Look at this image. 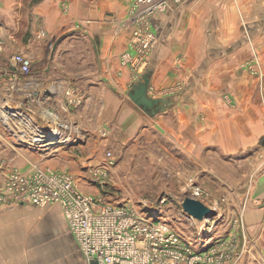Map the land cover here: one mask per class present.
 Masks as SVG:
<instances>
[{
	"label": "crops",
	"instance_id": "0c3cea01",
	"mask_svg": "<svg viewBox=\"0 0 264 264\" xmlns=\"http://www.w3.org/2000/svg\"><path fill=\"white\" fill-rule=\"evenodd\" d=\"M128 10L127 0H0V119L6 99L16 108L10 109L12 126L0 123V180L11 167L32 173L51 166L44 157L35 168L21 155L32 150L6 145L29 142L19 128L29 123L19 121L35 104L48 120L55 116L42 118L51 128L48 154L58 150L54 145L75 142L71 150L82 147L85 164L98 165L104 140L170 142L177 171L194 176L201 163L198 178L212 193H226L221 169L235 174L234 206L246 196L243 256L252 263L264 259V0H180L151 18L157 40L142 74L150 72L149 96L166 100L154 116L128 97L142 76L134 80L127 61L134 57ZM252 47L262 77L239 67ZM15 54L31 60L29 74L12 62ZM70 87L81 94L77 105L66 95ZM73 177L83 190L82 175ZM0 264L87 263L59 204L8 200L0 203Z\"/></svg>",
	"mask_w": 264,
	"mask_h": 264
},
{
	"label": "rangeland",
	"instance_id": "374dc122",
	"mask_svg": "<svg viewBox=\"0 0 264 264\" xmlns=\"http://www.w3.org/2000/svg\"><path fill=\"white\" fill-rule=\"evenodd\" d=\"M163 12L164 11L160 13ZM254 52L260 63L259 51L256 47H252L250 57L243 61L242 64L240 63L239 67L246 70L250 76L262 77L263 69L261 64L259 65L261 70L260 75L251 74L246 68V66L248 67L250 64V61L253 60ZM257 66L258 65L255 67ZM143 72L144 71H142V73ZM177 87L178 85L176 88ZM80 102H82V99ZM3 105L4 107L0 123H3L8 127L12 126V121H14V119L11 117L12 112L10 109L14 108L15 104H12L11 99L8 98ZM32 110L33 112L30 113V115H26L27 119L24 117L22 121L21 118L19 121L25 125L29 124L26 125L25 129H23L22 126H19V128L24 130L23 132H27V137L33 138L34 135H36L34 139H37L39 134L50 133L51 131L50 126L46 127L43 125L42 118L45 117L47 122L50 120L46 117L48 113H46L42 107H38L37 104H35ZM49 114L51 115V121H56L54 120V114ZM68 117L70 118V116ZM68 127L70 128L71 126L69 125ZM70 132L72 131L70 130ZM28 133L33 135H29ZM19 135L21 136V134ZM31 138L26 140H31ZM99 139L101 138L99 137ZM134 139L135 140L132 142H110V144L105 142V140L102 141L101 145H99V156L102 154L105 155L106 151H111L116 163L111 167H107L108 171H105L104 175L98 176L97 179L90 176L87 172L88 168L95 164H85V160L81 158L84 149L80 147L76 148V151L71 150L70 146L73 143L75 144V142H61L58 145H54L53 148L58 147V150L56 149L57 151H52L50 154H48L50 149H48V146L44 143L30 144L33 142H6V145L10 148L11 143L12 146L14 145V148L17 147L21 149L25 146L27 147V150H32L22 153L21 155L25 160L28 158V161L32 162V164L35 165V168L42 163L41 161L44 157L45 160L50 159L48 164L51 165V169L49 167L40 166H38V169H50L55 173H67L69 175L73 174L80 177L82 175L81 181L84 189H88L89 187L93 188L96 190L93 192L101 194L107 202L116 205L129 206L145 217L153 215L154 219L166 223L186 241L194 243L197 240V242L201 241L202 244H204L203 242L205 241L204 245L208 249L218 248L216 252L224 254L223 257H225L224 260H221V264H251L252 262L250 261L252 259L246 260L244 256H241L242 258L239 261H236V255H234L243 245V248L249 246L246 238V229L241 217L246 207V205H243L246 196L243 201L234 206V202L239 200L234 189L240 185L235 184V174H232L228 169H225V171L221 169L219 171V174L221 175V185L224 183L225 186L226 183V193H223L222 195L217 194V192L212 193L206 187V183L198 178V176L201 175V172H203L201 169L203 167L201 163L198 165L195 164V173H192V175L196 177L184 176L183 173L177 171L178 164L172 160L170 142H145L144 139L142 141L139 136H136ZM152 140L154 139L152 138ZM45 141L47 140L41 142ZM16 143L19 145H15ZM48 144L50 143L48 142ZM161 145L163 148H169L167 153H162V151L158 149ZM6 150L8 156L5 157H11L10 149ZM0 151L5 154V149L0 148ZM61 153H65V155H61ZM104 155L102 156V160H104ZM4 166L9 165L5 164ZM250 175L248 173L245 177L248 179L247 184H245V189L250 185ZM4 180L5 179L0 180V189H2L1 186H3ZM197 189L200 190V194L196 197L193 196L192 192ZM83 190L81 191L85 193L91 192V190ZM185 197L194 198L212 209H217V215L203 220L192 218L182 209L181 204ZM0 203L3 204V202ZM234 220L235 226L233 225ZM194 244V248H196L197 243ZM195 250H197V248ZM254 261L255 262L252 264H264V259L261 257L254 259Z\"/></svg>",
	"mask_w": 264,
	"mask_h": 264
},
{
	"label": "built area",
	"instance_id": "2783aa9c",
	"mask_svg": "<svg viewBox=\"0 0 264 264\" xmlns=\"http://www.w3.org/2000/svg\"><path fill=\"white\" fill-rule=\"evenodd\" d=\"M127 1L131 25L128 46L134 51L133 59L127 61L131 63L136 80L148 64L157 40L151 18L180 0ZM12 62L22 74L31 72L29 58L15 54ZM259 65L254 52V58L246 68L249 73L260 75ZM66 95L71 104L80 103L81 94L74 88H68ZM41 135L48 137L47 133ZM35 137L29 140L33 142L30 144H45L34 140ZM104 156L101 163L88 168L87 172L93 178L104 175L107 167L116 163L111 151H106ZM1 187L0 202L15 200L37 206L59 204L87 264H221L225 259L224 254L216 252L218 248L208 249L201 241L194 242L197 243L195 250L194 243L186 241L153 215L145 217L129 206L107 202L99 193L82 192L71 174L55 173L50 169L25 174L12 167ZM194 192L193 196L200 194L199 189ZM243 246L234 254L236 261L243 256Z\"/></svg>",
	"mask_w": 264,
	"mask_h": 264
},
{
	"label": "water",
	"instance_id": "95a60500",
	"mask_svg": "<svg viewBox=\"0 0 264 264\" xmlns=\"http://www.w3.org/2000/svg\"><path fill=\"white\" fill-rule=\"evenodd\" d=\"M150 83V72L147 71L133 84L128 92L129 99L149 116L156 115L162 110L165 99L153 98L148 94ZM182 209L196 220L212 218L217 215L216 210L207 207L201 201L194 198L185 197L182 201ZM95 264V263H92Z\"/></svg>",
	"mask_w": 264,
	"mask_h": 264
},
{
	"label": "bare ground",
	"instance_id": "6f19581e",
	"mask_svg": "<svg viewBox=\"0 0 264 264\" xmlns=\"http://www.w3.org/2000/svg\"><path fill=\"white\" fill-rule=\"evenodd\" d=\"M39 135H40V134H39ZM39 135H38L39 138L37 137V139H34V140H39V141L46 140V139H45V138H46L45 136H42V135L39 136ZM49 143H52V142H49ZM47 144H48V142H47ZM45 145H46V144H45ZM203 204H204V203H203ZM204 205H205V204H204ZM206 206H207V205H206ZM207 207H208V206H207ZM192 218H193V217H192ZM196 241H197V240H196ZM204 244H205V242H204ZM195 249H196V248H195Z\"/></svg>",
	"mask_w": 264,
	"mask_h": 264
}]
</instances>
